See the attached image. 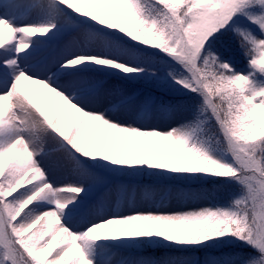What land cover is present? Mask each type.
Returning <instances> with one entry per match:
<instances>
[{
	"label": "snow or ice",
	"instance_id": "6c2138e0",
	"mask_svg": "<svg viewBox=\"0 0 264 264\" xmlns=\"http://www.w3.org/2000/svg\"><path fill=\"white\" fill-rule=\"evenodd\" d=\"M0 264H264V0H0Z\"/></svg>",
	"mask_w": 264,
	"mask_h": 264
},
{
	"label": "rangeland",
	"instance_id": "374dc122",
	"mask_svg": "<svg viewBox=\"0 0 264 264\" xmlns=\"http://www.w3.org/2000/svg\"><path fill=\"white\" fill-rule=\"evenodd\" d=\"M233 59H234V64H235L237 70H244L245 69V61L242 57H240L238 54H236ZM113 83L122 84V86H124L130 92L135 91V92L147 94L149 92L155 91L151 86H146L142 83L119 82V81L113 80V81L109 82V86H111V84H113ZM156 94L159 95L158 92H156ZM127 122L132 123L131 120H128ZM166 125H167V121L162 120V119H158V118H153V119L147 121L146 123L139 124L138 126L145 127V128L156 127V128H160L163 130L166 128ZM54 177L57 181H68L71 179V177H69L68 175H66L65 173L60 172V171L56 172L54 174ZM119 179L125 183H139V184L153 185V186L168 183L169 185L181 186V185H178V183H175L174 181H166V180H161V179H157V178H150V177H136V178L120 177ZM182 184L188 185V186L193 185V184H194V186L195 185H207L208 188L213 187V185L202 182V181H184ZM230 190H231L230 187H225L222 191L217 192L215 195H212L213 196L212 198L207 197V198L201 199L199 201L177 202V201L173 200V201L165 203L163 208H164V210L181 211V210H189V209H193V208H199V207H205V206H211V205H215V204H219V203H224L226 196H227V193ZM139 207L150 208L152 206L151 205H139ZM156 207H159V205H157ZM73 226L74 227L78 226V223L74 221ZM150 250H153V249H150ZM162 250L166 251L165 249H162ZM122 251H124L125 255L137 254L135 251H132V250H122ZM141 254L148 255L151 253L144 250L143 253H141Z\"/></svg>",
	"mask_w": 264,
	"mask_h": 264
},
{
	"label": "trees",
	"instance_id": "16d2710c",
	"mask_svg": "<svg viewBox=\"0 0 264 264\" xmlns=\"http://www.w3.org/2000/svg\"><path fill=\"white\" fill-rule=\"evenodd\" d=\"M175 183H178V185H181V187H190V188H192V189H200V188H204V189H208V186L207 185H195L194 186V184L193 185H183L182 183L184 182V181H174ZM208 197H210V198H212L213 196L212 195H209ZM145 251H147V252H149V253H151V254H154V255H157V256H159V255H161L163 252H165V251H163L162 249H156V250H150V249H145ZM157 251V252H156Z\"/></svg>",
	"mask_w": 264,
	"mask_h": 264
},
{
	"label": "bare ground",
	"instance_id": "6f19581e",
	"mask_svg": "<svg viewBox=\"0 0 264 264\" xmlns=\"http://www.w3.org/2000/svg\"><path fill=\"white\" fill-rule=\"evenodd\" d=\"M52 178H53L54 180H56V179H55V177H54V175H53V177H52Z\"/></svg>",
	"mask_w": 264,
	"mask_h": 264
}]
</instances>
